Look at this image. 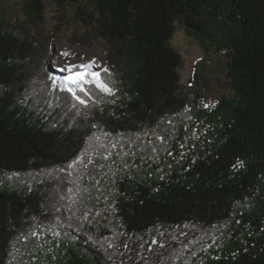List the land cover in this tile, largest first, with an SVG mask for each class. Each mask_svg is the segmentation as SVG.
Segmentation results:
<instances>
[{
    "label": "trees",
    "instance_id": "obj_1",
    "mask_svg": "<svg viewBox=\"0 0 264 264\" xmlns=\"http://www.w3.org/2000/svg\"><path fill=\"white\" fill-rule=\"evenodd\" d=\"M71 2L103 66H52L45 0L0 15V264H264V0ZM177 23L224 51L215 104L181 82ZM77 70L115 94L79 104Z\"/></svg>",
    "mask_w": 264,
    "mask_h": 264
},
{
    "label": "rangeland",
    "instance_id": "obj_2",
    "mask_svg": "<svg viewBox=\"0 0 264 264\" xmlns=\"http://www.w3.org/2000/svg\"><path fill=\"white\" fill-rule=\"evenodd\" d=\"M25 0H2L0 15L18 21L25 18L22 5ZM46 15L44 27L48 32L58 28L52 43L54 58L52 66L57 62L66 66L69 62L82 65L92 62L95 66H103L106 61V47L103 39L93 38L87 44L78 40L86 39L89 29L79 14L78 7L71 0H45ZM90 8H92L90 6ZM76 42V43H75ZM172 45L180 52L182 64L179 68L181 82L194 84L202 93L208 104H215L221 96L230 95L232 88L227 75L226 56L224 51L205 53L198 39L189 35L184 26L177 23ZM65 47L77 50L75 55H62Z\"/></svg>",
    "mask_w": 264,
    "mask_h": 264
},
{
    "label": "snow or ice",
    "instance_id": "obj_3",
    "mask_svg": "<svg viewBox=\"0 0 264 264\" xmlns=\"http://www.w3.org/2000/svg\"><path fill=\"white\" fill-rule=\"evenodd\" d=\"M62 55L64 56H68L69 53L65 52ZM70 68H76V65H69ZM87 65L86 64H82L79 66V68L84 69L86 68ZM107 70L105 69V72ZM86 85H94L97 89H99V91L107 94V95H114L115 94V89L112 88L111 86H109L108 83H106L102 77L100 72L98 71H92L91 73L87 72V71H75L72 74L68 75L65 78V90L71 94V96L81 105H85L87 106L88 101L86 99H84L81 95L78 94V90L79 92H83L85 94V96L91 95V91L89 90V88L86 87ZM73 108H76L77 105L73 104L72 105ZM205 107H209V105L205 104ZM77 114H79V112H77ZM161 139H163L161 137ZM113 147H115V145H112ZM128 153H125V155H127ZM109 155H111V153H109ZM76 164V160H73L72 164L69 165V167H74ZM240 166H242V162H240ZM101 167H103V165H101ZM97 183H99L97 181ZM84 191H87V189H84ZM35 234V233H33ZM156 241H153V243H155ZM110 247L112 245H109Z\"/></svg>",
    "mask_w": 264,
    "mask_h": 264
}]
</instances>
